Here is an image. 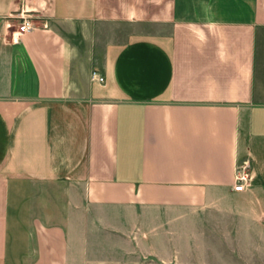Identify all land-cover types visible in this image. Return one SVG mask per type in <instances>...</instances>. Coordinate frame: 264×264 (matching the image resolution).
<instances>
[{"label":"crops","instance_id":"0c3cea01","mask_svg":"<svg viewBox=\"0 0 264 264\" xmlns=\"http://www.w3.org/2000/svg\"><path fill=\"white\" fill-rule=\"evenodd\" d=\"M0 264H264V0H0Z\"/></svg>","mask_w":264,"mask_h":264},{"label":"built area","instance_id":"2783aa9c","mask_svg":"<svg viewBox=\"0 0 264 264\" xmlns=\"http://www.w3.org/2000/svg\"><path fill=\"white\" fill-rule=\"evenodd\" d=\"M9 19L18 20L16 34L31 32L35 29L33 19L28 12L21 9L16 16H11ZM91 81L102 83L103 78L96 71L91 73ZM250 184V164L245 161L238 163L235 170L233 190L235 192H243Z\"/></svg>","mask_w":264,"mask_h":264}]
</instances>
